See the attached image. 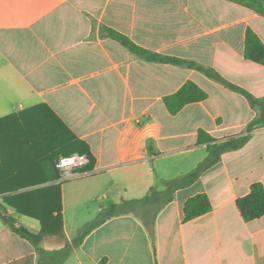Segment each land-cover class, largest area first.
<instances>
[{
	"label": "crops",
	"instance_id": "obj_1",
	"mask_svg": "<svg viewBox=\"0 0 264 264\" xmlns=\"http://www.w3.org/2000/svg\"><path fill=\"white\" fill-rule=\"evenodd\" d=\"M103 28L153 53L213 68L264 97V65L245 58L248 29L264 44V16L233 1L0 0V156L19 148L33 163L17 167L10 159L1 175H53L48 152L31 148H40L48 132L53 142L56 118L94 158L91 170L66 171L61 180L14 192L60 185L68 242L103 210L141 200L193 171L208 155L198 145L200 129L224 139L245 133L259 115L243 95L195 69L147 62ZM188 81L208 98L172 115L165 99ZM254 183L264 186V129L177 190L155 218L154 239L139 215L114 217L65 264H264V216L246 222L236 204ZM200 194L212 210L185 222L187 200ZM0 213L41 231L38 220L18 215L2 196ZM38 260L33 245L0 216V264Z\"/></svg>",
	"mask_w": 264,
	"mask_h": 264
},
{
	"label": "trees",
	"instance_id": "obj_2",
	"mask_svg": "<svg viewBox=\"0 0 264 264\" xmlns=\"http://www.w3.org/2000/svg\"><path fill=\"white\" fill-rule=\"evenodd\" d=\"M243 5L251 10L261 13L264 16V4L261 0H230ZM105 34L122 44L133 55L150 63H165L177 66H186L195 69L211 80L223 85L225 88L243 95L250 103L251 107L259 111L258 117L248 126L243 134L230 136L224 139H216L205 130L198 131V145H205L207 157L186 176L170 182L166 189H150L148 195L141 200L122 201L103 210L99 216L91 223L85 225L78 236L68 242L64 235L63 225V205L60 185L39 187L19 193L24 189H31L44 185L47 181H58L62 179V173L57 169L56 163L59 159L69 157L74 154L87 155L88 164L83 170H91L94 158L91 155L89 146L79 140L65 124L58 121V136L54 134L53 142L50 141V134L44 130V142L38 148L32 146V150L44 149L48 152L54 173L50 177L39 176L33 171H18L17 175L4 177L0 173V196L3 203L13 209L18 215L26 216L38 220L41 224L40 233L36 234L19 225V221L9 214L0 213L5 218L11 229L23 239L29 241L36 249L39 260L38 264H65L73 255L75 249L80 247L86 237L96 228L103 225L108 220L128 214L139 215L151 237H155V218L157 214L174 199L177 190L190 186L201 175L220 162L226 153L242 149L251 139L253 133L264 129V97L257 98L246 89L228 81L215 69L199 65L195 62L183 60L175 57L163 56L153 53L133 42L127 36L110 28H103ZM245 58L260 65H264V44L258 36L248 29L245 40ZM208 98L207 92L195 83L188 81L174 95L165 99L166 105L172 115L178 114L189 104L203 102ZM11 118L7 119L10 120ZM49 131V130H47ZM5 141V140H4ZM31 153L21 151L16 148L9 155L1 153L0 169L9 164L10 159H15L12 166H28L33 163L30 160ZM9 161V162H8ZM237 208L242 218L246 222L262 218L264 216V186L262 183H254L250 188V193L237 200ZM142 208L143 214L137 210ZM154 210V213H151ZM212 210L211 201L206 194H200L187 200L184 208V221L188 222L201 217ZM52 247V248H47Z\"/></svg>",
	"mask_w": 264,
	"mask_h": 264
},
{
	"label": "built area",
	"instance_id": "obj_3",
	"mask_svg": "<svg viewBox=\"0 0 264 264\" xmlns=\"http://www.w3.org/2000/svg\"><path fill=\"white\" fill-rule=\"evenodd\" d=\"M89 162L87 155L74 154L69 157H64L58 160L56 163L57 169L63 174L66 171H79L83 169Z\"/></svg>",
	"mask_w": 264,
	"mask_h": 264
},
{
	"label": "rangeland",
	"instance_id": "obj_4",
	"mask_svg": "<svg viewBox=\"0 0 264 264\" xmlns=\"http://www.w3.org/2000/svg\"><path fill=\"white\" fill-rule=\"evenodd\" d=\"M143 209L142 208H138V210H137V212L140 214V215H142L143 214ZM151 213L153 214L154 213V210H151ZM23 221L24 222H28V219H23ZM24 227H26V226H24Z\"/></svg>",
	"mask_w": 264,
	"mask_h": 264
}]
</instances>
